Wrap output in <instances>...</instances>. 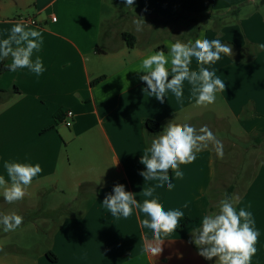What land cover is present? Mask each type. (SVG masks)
Listing matches in <instances>:
<instances>
[{
    "label": "crops",
    "instance_id": "0c3cea01",
    "mask_svg": "<svg viewBox=\"0 0 264 264\" xmlns=\"http://www.w3.org/2000/svg\"><path fill=\"white\" fill-rule=\"evenodd\" d=\"M259 2L134 0L124 12V0H0V40L20 18L33 19L36 24L27 28L43 38L33 60L39 56L46 69L39 76L27 68L0 73V175L8 179L5 161L39 163L43 169L23 200L9 204L0 193V205L18 214L10 205L42 199L20 228L5 232L0 225V264H215V258L198 255L191 242L202 217L215 212L211 193L219 162L211 146L194 163L181 165L182 179L169 173L172 190L145 181L140 159L148 147L146 133L158 134L172 119L197 129L207 125L217 139L233 144V139L264 133V50L259 48L264 43V5ZM239 5V17L231 20L227 13ZM178 15L200 20L196 25L188 19L157 23ZM136 16L143 17L146 32L159 35V43L136 31ZM123 32L135 35L133 47L123 40ZM201 33L232 46L231 57L222 56L210 66L226 85L215 103L194 106L187 81L182 102L171 92L163 103L145 92L147 85L139 79L144 73L136 72L142 59L160 46L167 52L171 42L194 40ZM10 63L11 57L0 59V66ZM190 67L198 71L194 58ZM69 110L75 116L67 127ZM147 120L160 123V131L147 130ZM116 158L118 165L112 166ZM116 184L141 203L157 198L165 210L183 211L180 226L162 238L158 256L145 251V235L148 242L153 238L151 230L140 226L147 218L143 213L114 217L102 204ZM148 188L154 189L153 197L143 195ZM235 207L252 212L260 236L251 264H264V164ZM48 252L57 256L56 262Z\"/></svg>",
    "mask_w": 264,
    "mask_h": 264
},
{
    "label": "clouds",
    "instance_id": "9594fccd",
    "mask_svg": "<svg viewBox=\"0 0 264 264\" xmlns=\"http://www.w3.org/2000/svg\"><path fill=\"white\" fill-rule=\"evenodd\" d=\"M124 3L126 8H133L134 0H124ZM133 24L136 31H142L145 25L143 17L136 16ZM42 43L40 31L29 29L22 21H18L10 29L7 38L0 40V59L11 57V63L5 65L11 72L27 68L39 76L46 69L39 56L33 60V54L39 52ZM259 48L264 50V43ZM225 55H233L230 44L222 43L219 38H203L201 33L194 40L185 42L177 39L171 42L167 52L159 50L147 55L136 72L144 73L139 76L147 85L144 91L161 103L168 92L174 94L178 102H182L183 85L187 81L195 98L194 106L207 107L215 103L217 93L225 91V82L216 75L215 70H210V66ZM193 58L199 66L198 71L190 67ZM146 142L148 147L140 159L146 170L139 174L145 181H158L156 187L167 185L169 190L175 187L169 173H174L175 179H182L184 173L180 170L181 165L194 163L198 153L211 146L218 158L224 155L222 141L207 125L197 129L189 123H177L176 119L168 121L156 135L146 133ZM116 165L118 158L112 166ZM4 169L8 179L0 175V193L9 204L23 200L33 180L43 171L39 163L10 161L4 162ZM153 192V188H148L143 191V195L153 197ZM238 200L239 197L225 192L224 198L218 202V211L205 214L199 227L191 232V242L197 247L198 255L205 260L212 261L215 258V264H251L256 255L260 232L250 210H237L234 201ZM102 204L114 217L127 219L134 210L147 217L140 221V226L152 232V242H148L145 235V251L153 256L162 252V238L173 233L184 218L183 211L165 210L157 198L139 202L135 193L126 191L123 184L114 185L112 193L105 196ZM22 223L23 216L17 212H0V225L5 232L15 231Z\"/></svg>",
    "mask_w": 264,
    "mask_h": 264
},
{
    "label": "rangeland",
    "instance_id": "374dc122",
    "mask_svg": "<svg viewBox=\"0 0 264 264\" xmlns=\"http://www.w3.org/2000/svg\"><path fill=\"white\" fill-rule=\"evenodd\" d=\"M258 6L261 7L263 5L259 2ZM123 7L124 6L121 8ZM123 9L124 12H129L130 8L125 9L124 7ZM255 10L257 9L255 8ZM147 27H150L149 24H147ZM141 33L143 39L151 40L153 43H159L161 40L158 34H150V32H146L144 29L140 31V34ZM233 141L235 144H233V142L222 141L224 155L223 158L217 157L219 162L218 176L211 193V195H213L212 203L215 207V212L218 211V202L224 198L225 192L230 196L239 197L240 194L244 192V189L253 175L259 170L260 166L264 164V142L261 145H255L252 139H233ZM53 190L51 188L49 190L47 189V191L54 192ZM38 200L39 199L36 197L31 201L26 200L22 205H10V208L17 207L20 212L19 215L23 216V222H25L29 216H32L33 205L37 204L38 206L42 204V199ZM235 202L236 201H234V203ZM7 210V206L0 205V212L8 213ZM16 211L17 210H15V212Z\"/></svg>",
    "mask_w": 264,
    "mask_h": 264
},
{
    "label": "trees",
    "instance_id": "16d2710c",
    "mask_svg": "<svg viewBox=\"0 0 264 264\" xmlns=\"http://www.w3.org/2000/svg\"><path fill=\"white\" fill-rule=\"evenodd\" d=\"M260 3L261 5H264V0H260ZM243 5H239L235 8H233L232 10H230L228 13H227V16H229L230 18H232L231 20H233L234 18H238L239 15H240V8L242 7ZM182 19H188L191 21V23L193 24H197L199 23V20L200 18H190L188 15H178L176 18L174 19H170V20H167V21H160V22H157V23H161V24H164V25H170L171 23H174V22H177L178 20H182ZM155 22V21H154ZM122 38L123 40L126 41L127 45L129 47H133L135 44H136V37L134 34L132 33H129V32H123L122 33ZM98 51L100 49H97ZM157 50H164L165 51V47L164 46H160L157 48ZM8 69L4 66V65H1L0 66V73H3L5 71H7ZM101 78L93 81V84L97 81H99ZM146 127H147V130L151 131V132H154V133H158L160 131V128H161V125L160 123L156 122V121H153V120H147L146 121ZM253 142L255 143V145H261L263 142H264V133H261V134H258V135H255L253 138H252ZM86 187V184L82 185L81 186V191L80 193L82 194L83 190L85 189ZM232 189V188H231ZM47 257L49 258L50 261L52 262H56L57 261V256L55 254H53L52 252H48L47 253Z\"/></svg>",
    "mask_w": 264,
    "mask_h": 264
},
{
    "label": "built area",
    "instance_id": "2783aa9c",
    "mask_svg": "<svg viewBox=\"0 0 264 264\" xmlns=\"http://www.w3.org/2000/svg\"><path fill=\"white\" fill-rule=\"evenodd\" d=\"M52 20L56 21V18L53 17ZM20 21H22L25 25H35L36 24V22L31 18L22 17V18H20ZM74 116H75L74 112L71 110H69L65 113L64 122H65L67 127H70L72 125Z\"/></svg>",
    "mask_w": 264,
    "mask_h": 264
}]
</instances>
